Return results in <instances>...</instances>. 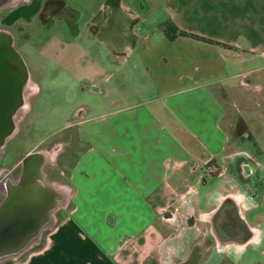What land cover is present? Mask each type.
Masks as SVG:
<instances>
[{
	"label": "crops",
	"instance_id": "0c3cea01",
	"mask_svg": "<svg viewBox=\"0 0 264 264\" xmlns=\"http://www.w3.org/2000/svg\"><path fill=\"white\" fill-rule=\"evenodd\" d=\"M85 28L99 42L83 51L86 73L69 71L84 95L65 125L70 207L43 246L11 264H264V140L247 134L256 122L264 131V0H100ZM62 39L50 47L77 38ZM237 140L260 145L237 160L258 161L238 166L257 183L227 178L200 198L203 164L225 175Z\"/></svg>",
	"mask_w": 264,
	"mask_h": 264
},
{
	"label": "rangeland",
	"instance_id": "374dc122",
	"mask_svg": "<svg viewBox=\"0 0 264 264\" xmlns=\"http://www.w3.org/2000/svg\"><path fill=\"white\" fill-rule=\"evenodd\" d=\"M99 2L100 0H16L4 2L3 5L0 2V32L7 34L8 38L12 40L13 47L19 52L28 72L27 78L19 85L18 96L21 97L24 110H19L17 116L15 115L16 118L10 126V130L14 127V132L0 147V209H2L0 214L8 210L7 201L14 204L13 202H18L17 199L21 197L22 202H18L17 209H21L24 204L27 213H22L21 216L30 221V227H27L23 234L19 235L18 232L11 234V237H15L17 240L10 247L15 248L13 249L15 253L6 255L0 252V264L18 263L35 249L43 246L52 229L54 219L61 217L70 207L67 187L60 181L65 180L66 177L67 166H65L64 160H61V158L65 159L66 135L68 133L69 136L72 135V128H66L65 125L69 122L67 117L70 116L71 110L82 103L84 95L77 93L78 87L73 86L70 81L69 71L72 70L78 75L88 71L87 57L83 51L85 48L95 47L99 38L96 30L89 35L85 24L90 12L97 8ZM58 35L63 38L64 42L77 39L72 45L66 46L62 43L50 47ZM61 53L63 59L59 60ZM70 54L77 55L76 62L65 59ZM65 74L68 76L63 77ZM86 81L87 79H84L82 83L85 84ZM250 97L252 99L250 107L253 108V104L261 97L257 96L256 90ZM255 113H250V115L253 116ZM241 119L235 121L236 125L233 127V136L236 138H239V135L246 130L245 127H242ZM262 122L264 123V119ZM256 126L257 122L252 123L248 127L247 134L249 132L252 134L249 140L259 143L260 138L264 140V137L260 136L264 131ZM232 142L233 144L228 145V150L238 152L239 157L227 162L225 175L212 177L214 173L203 164L200 170L203 181L198 184L200 198L205 195L207 189L225 185L227 178L228 185H232L233 188L257 183L254 178L243 181L238 166L257 168L258 161L248 159L246 162L238 163L237 160L247 158L248 155L244 154L245 150L253 148L256 151L260 145L257 143L244 145L241 140ZM41 151L45 153L42 171L44 180L48 184L38 185L39 191H36L37 194H31L30 199L31 202H34L36 194L38 198L34 204L40 205L39 203L42 202L47 204V207H28L27 201L23 200L26 194L24 189L20 188L19 178L24 173H27L26 176L30 174L26 170L25 156ZM61 170L63 171L61 172ZM28 177L35 179L31 174ZM49 184L52 188L48 186ZM55 188H57V192L52 190ZM237 194L236 197L240 199L241 192ZM48 205H50L49 210ZM30 216L34 218V222L31 218H27ZM2 218L0 217V220ZM173 221V223L164 224L165 232H176L177 221L175 218ZM172 243H175L173 239L170 240V245L167 247L168 251L164 249L165 255L176 248ZM21 247L25 249L21 251Z\"/></svg>",
	"mask_w": 264,
	"mask_h": 264
},
{
	"label": "bare ground",
	"instance_id": "6f19581e",
	"mask_svg": "<svg viewBox=\"0 0 264 264\" xmlns=\"http://www.w3.org/2000/svg\"><path fill=\"white\" fill-rule=\"evenodd\" d=\"M11 1H16V0H0V2L2 3V5ZM1 33V32H0ZM3 37L8 38L9 36L7 34L1 33L0 34ZM9 39V38H8ZM23 61H20L19 66L22 67V63ZM14 64V62H13ZM19 110H24L22 104L15 109L14 111V115H13V120H15V115L17 116V113ZM14 132V127H12L11 130H8L7 133H5V135L3 134L1 139H0V147L4 145L5 141L7 140V138ZM44 157H45V153L44 152H36V154H29L25 156V166H26V170L29 171V173H32V175H34V178L36 179L33 182H29V177L26 176L27 173H24L20 176L19 178V182H20V188L24 189V192L26 194V197H23V200L27 201V204L29 205V207H32V204L34 205V202L36 201V198L34 197L35 201L31 202L30 199V195L33 194L34 192H36V190L38 189V185L40 186H45V184L47 185V181H45L44 179V174L42 171V165L44 163ZM50 188L51 185H48ZM47 187L48 190H50V188ZM54 192H57V188L52 189ZM12 193V192H11ZM58 199V198H57ZM18 202H22L21 197H19L17 199ZM40 201H42V199H40ZM39 201V202H40ZM18 202H13L14 204L11 205V207H13L15 209V207L17 208ZM16 203V204H15ZM39 204H41V207H47V204L40 202ZM24 206V204H23ZM50 209V205H48V210ZM54 209V208H53ZM10 211L9 214H5V221L3 219L0 220V252L8 255L10 253H15L13 252L15 248H10L13 244L14 241L17 242L15 237H11L12 233L14 232H18L19 235L23 234V231L27 229V227H30V221L23 219V217L21 215H17V214H13V212ZM2 214V213H1ZM0 214V215H1ZM3 216V215H1ZM3 216V217H4ZM31 220L34 222V218H32L30 216ZM35 240V239H34ZM30 244V243H29ZM27 244V245H29ZM26 245V246H27ZM22 248V247H21ZM20 248V249H21ZM25 249L22 248L21 251ZM7 252V253H5ZM1 257V256H0Z\"/></svg>",
	"mask_w": 264,
	"mask_h": 264
},
{
	"label": "flooded vegetation",
	"instance_id": "af4514ba",
	"mask_svg": "<svg viewBox=\"0 0 264 264\" xmlns=\"http://www.w3.org/2000/svg\"><path fill=\"white\" fill-rule=\"evenodd\" d=\"M12 45H14L13 42H12ZM8 57L9 56H6L4 58H6V60H8ZM4 58H3V60H4ZM9 62H8V65H10ZM1 68H2V65H0V69ZM13 68H16V66L13 65ZM19 85H21V84L19 83V80L16 77V74L13 73L12 70H10V74L9 75H2L1 76V73H0V125H2V126H5L7 124V122H8V117H7V120L2 121L3 118L5 117V111L8 112L9 110H12V109L18 107L19 104L21 105V100H20V98L18 96L19 95ZM23 166H24V163H23ZM30 174L32 175V173H30ZM30 174H28V176H30ZM48 174H47V176H48ZM29 181L33 182V181H35V179H32V178L29 177ZM34 193H36V192H34ZM36 194L34 195V197L37 199L38 195H36ZM7 204H9V205H7ZM6 205H7L8 210L5 211L4 213L2 212L1 215H3V216L5 214L6 215L9 214L10 211H12L13 214H17V215H22V213H25L23 207L21 209H17L16 207L14 209L13 207H11L12 204L10 203V201H7ZM40 205H35L34 204L32 206L35 207V206H40ZM1 210L2 209H0V212H1ZM1 215H0V217L2 218L3 216H1Z\"/></svg>",
	"mask_w": 264,
	"mask_h": 264
},
{
	"label": "water",
	"instance_id": "95a60500",
	"mask_svg": "<svg viewBox=\"0 0 264 264\" xmlns=\"http://www.w3.org/2000/svg\"><path fill=\"white\" fill-rule=\"evenodd\" d=\"M6 56H9L8 60H6V58H4ZM3 58H4V60H3ZM20 61H23V60L21 59L19 52L14 49V47L12 45V40L0 35V65H2V68L0 69L1 76L2 75H9L10 70H12V72L16 74V77L18 78L19 83L20 84L23 83V81L27 78L28 72H27V68L23 62H21L22 67L19 66ZM8 62L10 63L11 66L8 65ZM12 62H15V63L13 64ZM13 65H15L16 68H13ZM19 98L21 100L20 96H19ZM16 108L9 110L8 112L5 111V117L3 118L2 121L7 120V117H8V122L5 126L0 125V139H1L3 134L5 135V133H7V131L10 130V126H12V123H13V113H14ZM23 209L27 213V208L25 207V205L23 206ZM27 218L30 219V217H27Z\"/></svg>",
	"mask_w": 264,
	"mask_h": 264
},
{
	"label": "trees",
	"instance_id": "16d2710c",
	"mask_svg": "<svg viewBox=\"0 0 264 264\" xmlns=\"http://www.w3.org/2000/svg\"><path fill=\"white\" fill-rule=\"evenodd\" d=\"M180 32L183 35H187V36H190L192 38L202 40L205 42H209V43H213V44H221L223 46H228V47H233L232 45H230L228 43H225L223 41L208 37V36L200 34V33L192 32V31H188V30H181Z\"/></svg>",
	"mask_w": 264,
	"mask_h": 264
}]
</instances>
